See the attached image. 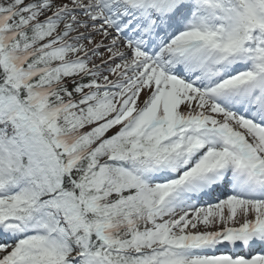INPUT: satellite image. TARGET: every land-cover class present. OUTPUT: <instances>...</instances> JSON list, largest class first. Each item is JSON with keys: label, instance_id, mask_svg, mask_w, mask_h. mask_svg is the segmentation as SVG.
I'll list each match as a JSON object with an SVG mask.
<instances>
[{"label": "snow or ice", "instance_id": "snow-or-ice-1", "mask_svg": "<svg viewBox=\"0 0 264 264\" xmlns=\"http://www.w3.org/2000/svg\"><path fill=\"white\" fill-rule=\"evenodd\" d=\"M0 264H264V0H0Z\"/></svg>", "mask_w": 264, "mask_h": 264}]
</instances>
